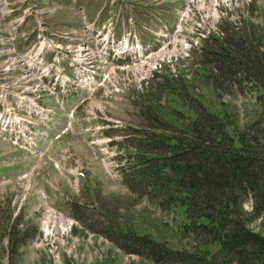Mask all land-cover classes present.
<instances>
[{"label":"rangeland","instance_id":"obj_1","mask_svg":"<svg viewBox=\"0 0 264 264\" xmlns=\"http://www.w3.org/2000/svg\"><path fill=\"white\" fill-rule=\"evenodd\" d=\"M1 1L7 14L0 17V96L5 91L4 98L37 99L43 89L35 96L21 93L29 74L20 70L24 64L17 44L45 37L78 65L89 66L92 56L80 54L83 47L71 43L85 35L83 14L98 26L118 23L132 28L125 31L150 33L159 21H173L181 0ZM183 6L184 1L178 17ZM187 11L176 50L169 48L151 64L133 55L116 64L105 80L98 76L95 91H78L63 108L51 104L52 118L43 128L49 136L46 149L30 154L0 139V264H158L128 251L123 232L147 236L172 252L214 256L218 245L202 244L207 237L185 232L184 206L165 205L160 198L167 191L159 184L149 192L150 177L140 175L135 164L144 157L147 131H173L195 116L183 94L197 112L205 107L225 118L232 135L258 118L254 87L235 89L221 81L216 91L207 80L203 52L215 49L217 40L202 37L219 40L241 33L237 37H244L248 47L263 50L264 0H204ZM125 180L136 183L129 188ZM161 183L169 188L174 182ZM242 200L241 209L250 215L251 198ZM242 218L249 230L264 235V214ZM22 239L26 242L17 245Z\"/></svg>","mask_w":264,"mask_h":264},{"label":"trees","instance_id":"obj_2","mask_svg":"<svg viewBox=\"0 0 264 264\" xmlns=\"http://www.w3.org/2000/svg\"><path fill=\"white\" fill-rule=\"evenodd\" d=\"M239 34L210 40L217 42L215 49L203 52L204 65L208 66L205 75L216 91L221 81L235 89L248 87L251 91L254 87L261 107L258 118L232 135L225 118L205 107L197 112L183 94L184 104L194 109L195 116L182 128L171 125L176 130L147 131L142 137L145 153L135 166L140 175L150 177L145 185L149 192L159 184L167 191L160 198L165 205L170 208L179 202L184 206L188 218L185 232L202 234L207 237L202 244L219 248L213 257L172 252L147 236L123 232L128 251L155 263L264 264V235L249 230L242 218L264 214V49L248 47L244 37H237ZM161 180L174 183L165 188ZM134 183L126 181L129 188ZM248 198L252 201L250 215L241 209L242 199ZM15 236L11 237V245ZM25 242L22 239L16 244ZM219 257L221 260H217Z\"/></svg>","mask_w":264,"mask_h":264},{"label":"bare ground","instance_id":"obj_3","mask_svg":"<svg viewBox=\"0 0 264 264\" xmlns=\"http://www.w3.org/2000/svg\"><path fill=\"white\" fill-rule=\"evenodd\" d=\"M183 1H184V6L179 12L177 23L171 34H168L166 32L160 33L159 34L160 37L157 38L154 42H152V44L146 43L143 46L140 42L139 34L134 30L124 31V34L120 39H115L114 33L108 30L110 29L109 27L104 26L103 28H106L107 31L103 33L101 31H93L89 27L85 28V35L83 36V38L81 39L78 38L80 39L78 40V42H74V43L71 42V43L83 47V50L80 51V54L86 52L92 56V60H91L92 62L91 64L89 63V66L78 65L76 61L72 60L70 54H65L67 52L57 48L56 44L54 45L51 42V40H46V38L44 37L43 40L41 41L39 37L38 39L39 41L37 40L33 45V47L29 49L27 52L25 53L16 52L20 64H24V67L19 66L20 70L24 71V69L26 68V70H28V73H26L25 75L29 74L28 80L27 81L25 80L26 82L24 81L25 83L22 86L23 88L21 89L22 90L21 93H27L30 94V96L31 95L35 96L37 92H40V90L43 89L42 90L43 92L40 95H38L37 98L39 97L44 98L46 96H50L54 94L56 87L58 86L57 77H58L59 68L70 71L74 75V78L72 80L75 81L79 76H82L84 79H87L90 77L91 73H96L99 71L103 72L106 67L100 65V63L102 62L109 65L110 61L112 60L125 59V58L134 59L132 56L135 55L141 60V62L145 61L147 63L148 61H150L151 64L152 62L158 61L156 60L158 58H164L163 55L170 50L169 48L172 47V49L176 50V47H178L179 45L176 42L179 40L178 37L182 36V29L185 20H187V18L189 19V17L187 16L188 7H190L191 4L192 5L197 4L200 3L201 1L202 3L204 2V0H183ZM2 2L3 0L1 1V3ZM0 11L2 13L0 14V17L7 14L5 8L4 9L0 8ZM112 26L114 25L112 24ZM184 31L183 33L185 34ZM188 34L186 36H188ZM153 44L157 45V47L153 48ZM74 54L75 53H73V55ZM42 60L48 61L49 64L46 63L47 64L46 65L44 63L43 67L35 65L41 63ZM32 61L34 62V64L32 63ZM31 63L33 65H31ZM147 65L149 66V63ZM63 80L66 79L64 78ZM5 94L6 92L4 91L3 96L2 95L0 96V103L1 105L5 106L8 111L2 108L0 110V114L7 113L6 119H8L9 116L12 117V119L9 121V125L11 127L20 126L21 124L23 126V123L26 122L25 121L26 115L16 110L11 111V107L8 105L9 102H7L9 97L4 98ZM22 95H19L21 99L25 100L28 98ZM35 99L36 97L33 99L28 98V100H35Z\"/></svg>","mask_w":264,"mask_h":264},{"label":"built area","instance_id":"obj_4","mask_svg":"<svg viewBox=\"0 0 264 264\" xmlns=\"http://www.w3.org/2000/svg\"><path fill=\"white\" fill-rule=\"evenodd\" d=\"M205 39L204 37H202V40Z\"/></svg>","mask_w":264,"mask_h":264}]
</instances>
